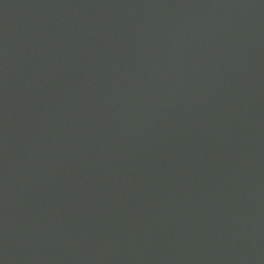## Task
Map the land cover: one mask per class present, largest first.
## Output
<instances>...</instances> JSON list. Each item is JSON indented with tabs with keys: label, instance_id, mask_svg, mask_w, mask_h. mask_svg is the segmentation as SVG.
<instances>
[{
	"label": "water",
	"instance_id": "95a60500",
	"mask_svg": "<svg viewBox=\"0 0 264 264\" xmlns=\"http://www.w3.org/2000/svg\"><path fill=\"white\" fill-rule=\"evenodd\" d=\"M0 264H264V0H0Z\"/></svg>",
	"mask_w": 264,
	"mask_h": 264
}]
</instances>
